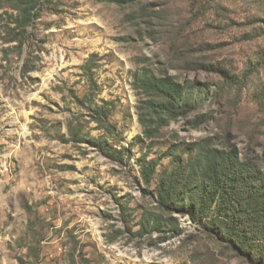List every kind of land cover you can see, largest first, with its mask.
Here are the masks:
<instances>
[{"label":"rangeland","instance_id":"obj_1","mask_svg":"<svg viewBox=\"0 0 264 264\" xmlns=\"http://www.w3.org/2000/svg\"><path fill=\"white\" fill-rule=\"evenodd\" d=\"M37 7L0 0V264H255L181 209L215 152L264 170V0Z\"/></svg>","mask_w":264,"mask_h":264},{"label":"trees","instance_id":"obj_2","mask_svg":"<svg viewBox=\"0 0 264 264\" xmlns=\"http://www.w3.org/2000/svg\"><path fill=\"white\" fill-rule=\"evenodd\" d=\"M48 0H4L18 13L15 19L16 30H23L31 23L40 10L39 4ZM119 6L127 0H107ZM160 101L151 103L152 109L158 113L163 125L176 120L177 116H187L188 109L182 104L191 94L189 87L183 86L179 95L171 96L165 89ZM144 178H150L148 174ZM201 201L196 205L193 201L184 205L181 212L186 213L194 221L206 218L212 203H216L214 216L220 220V226L210 229L227 243L236 242L242 252L255 264H264V246L254 248V242L264 244V170L256 158L239 155L233 152H215L207 158L196 187ZM209 201V202H208ZM226 219V222L221 219ZM211 220V219H210ZM204 226H212L205 219ZM224 232V233H223Z\"/></svg>","mask_w":264,"mask_h":264}]
</instances>
